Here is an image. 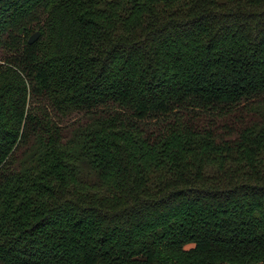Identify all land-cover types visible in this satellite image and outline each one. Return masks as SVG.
I'll return each mask as SVG.
<instances>
[{
  "label": "trees",
  "instance_id": "obj_1",
  "mask_svg": "<svg viewBox=\"0 0 264 264\" xmlns=\"http://www.w3.org/2000/svg\"><path fill=\"white\" fill-rule=\"evenodd\" d=\"M0 264H264V0H0Z\"/></svg>",
  "mask_w": 264,
  "mask_h": 264
},
{
  "label": "water",
  "instance_id": "obj_2",
  "mask_svg": "<svg viewBox=\"0 0 264 264\" xmlns=\"http://www.w3.org/2000/svg\"><path fill=\"white\" fill-rule=\"evenodd\" d=\"M39 37H40L39 32L34 33V34L29 38V40H28V44H29V45L34 44L35 42L38 41Z\"/></svg>",
  "mask_w": 264,
  "mask_h": 264
},
{
  "label": "rangeland",
  "instance_id": "obj_3",
  "mask_svg": "<svg viewBox=\"0 0 264 264\" xmlns=\"http://www.w3.org/2000/svg\"><path fill=\"white\" fill-rule=\"evenodd\" d=\"M64 122H66V121H64Z\"/></svg>",
  "mask_w": 264,
  "mask_h": 264
}]
</instances>
